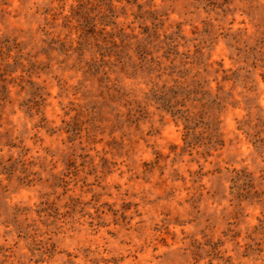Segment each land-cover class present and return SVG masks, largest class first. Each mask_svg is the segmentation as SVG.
<instances>
[{
    "label": "rangeland",
    "instance_id": "1",
    "mask_svg": "<svg viewBox=\"0 0 264 264\" xmlns=\"http://www.w3.org/2000/svg\"><path fill=\"white\" fill-rule=\"evenodd\" d=\"M0 264H264V0H0Z\"/></svg>",
    "mask_w": 264,
    "mask_h": 264
}]
</instances>
